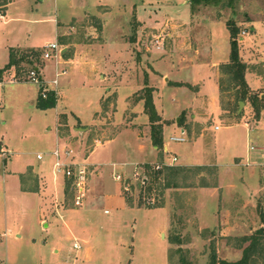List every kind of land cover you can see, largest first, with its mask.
I'll use <instances>...</instances> for the list:
<instances>
[{
	"label": "rangeland",
	"instance_id": "374dc122",
	"mask_svg": "<svg viewBox=\"0 0 264 264\" xmlns=\"http://www.w3.org/2000/svg\"><path fill=\"white\" fill-rule=\"evenodd\" d=\"M94 1L12 0L0 12V69L10 48L58 47L52 58L41 56L39 66L48 81L57 80L43 82L57 88L54 108L37 109L39 85L12 82L14 69L0 84V136L14 160L0 154V264H209L213 255L239 260L242 239L264 225V109L256 117L264 103V0H221L194 9L190 0H111L99 7ZM137 8L149 17L138 21ZM227 21L238 27L246 83L258 96L240 111L222 65L218 84L204 66L229 61ZM185 46L182 62L177 55ZM86 47L93 49L88 55L56 65ZM148 88L168 148L164 156L147 142L140 149L136 140L147 127L150 132L143 99ZM172 136L185 141L171 142ZM57 148L87 165L88 188L77 206L66 178H58L57 190L43 184L42 211L45 203L50 210L44 214L36 197L2 177L10 175L9 166L39 164L52 185ZM173 156L175 165L195 168L193 187L153 192L140 205L139 190L130 189L139 167ZM19 179L22 191L39 190L29 169Z\"/></svg>",
	"mask_w": 264,
	"mask_h": 264
},
{
	"label": "trees",
	"instance_id": "16d2710c",
	"mask_svg": "<svg viewBox=\"0 0 264 264\" xmlns=\"http://www.w3.org/2000/svg\"><path fill=\"white\" fill-rule=\"evenodd\" d=\"M12 0H0V12L5 13L7 5ZM221 0H190V6L194 9L198 5H215ZM233 0H228L232 2ZM226 27L230 34V54L229 61L222 65L223 72L229 76L230 83L233 85L232 89H235V96L237 102H245L246 99L251 101L257 100L258 96L254 95L253 92L247 86L245 81V71L246 64L241 60L239 55V44L237 36L239 34L238 27L232 21L226 22ZM43 51L38 49H20V48H10L8 52V62L0 69V83L2 82V77L4 73H10L12 69L15 71L13 77L14 81L17 82H29L28 76L30 72L35 71L41 82L39 85V90L35 102L37 109L45 111L54 108L57 103L56 94L53 90L46 89L41 78L40 70V57ZM23 76V77H22ZM26 79H25V78ZM179 85V84H178ZM46 89V91H44ZM43 92L45 96L43 97ZM152 90L146 89V94L144 95V109L151 122L150 127V138L151 143L157 150H161L163 146V136H162V125L157 124V113L152 102L151 96ZM260 101H264V98H259ZM261 109H264V103L258 108L257 115ZM139 179L136 185L130 186V189L139 190L138 203L141 205L143 203L142 199L144 196L151 198L150 195L153 192L159 194L166 189L179 187H193V183L189 182L190 176L194 174L195 168L182 167V166H164L160 169H154V165L143 164L140 167ZM201 169V168H197ZM190 175V176H189ZM145 178H147L145 180ZM182 178V183L178 182V179ZM201 187H207L206 184L200 185ZM128 191V190H127ZM125 202L128 206L131 205V199L125 197ZM150 201H145L149 203ZM150 205V204H149ZM242 244L245 245L242 250V256L237 261L228 262L225 260H219L215 255L211 257L209 264H264V225L258 228L253 234L242 239Z\"/></svg>",
	"mask_w": 264,
	"mask_h": 264
},
{
	"label": "crops",
	"instance_id": "0c3cea01",
	"mask_svg": "<svg viewBox=\"0 0 264 264\" xmlns=\"http://www.w3.org/2000/svg\"><path fill=\"white\" fill-rule=\"evenodd\" d=\"M115 1V0H114ZM110 2H113V1H111V0H95L93 3L95 4V6H97V7H99V6H107ZM184 2V4H187V1L186 0H184L183 1ZM87 5V4H86ZM85 5V6H86ZM129 6H133V4L132 3H129ZM87 7V6H86ZM85 7V9L86 10H88V9H90L89 7H87L86 8ZM144 15V16H148L149 17V13H147L146 11H145V9L144 8H137V19H138V21H140L141 20V17ZM141 16V17H140ZM182 33H184L183 31H180L178 34H176V39H177V37H181L182 38ZM169 36H171L170 34H168ZM179 42V41H178ZM177 42V43H178ZM184 46V45H183ZM66 49V48H65ZM65 49H63L62 50V52L65 50ZM189 48L188 47H183L182 48V50H181V52H179V55H177L178 57H179V60H181L182 62H184V60H186V58H185V55H184V53L185 52H187V50H188ZM93 49L92 48H88V47H86V48H76V50L74 51V53H73V57H70V58H68V60H65V61H63V62H60V61H57L56 62V65L57 66H59V65H63L64 63H68L69 61H71V60H74L75 59V57H77L78 56V54H82V55H88L89 54V52L88 51H92ZM194 52H196V49H195V51ZM181 53V54H180ZM197 53H198V51H197ZM93 63V62H92ZM228 63V62H227ZM223 64H226L225 62H221V61H213V62H211L210 64H205L204 66H207V68H209L210 70H212V73H213V76H214V78H215V80H216V82H217V84H218V76H217V70H218V68H219V66L220 65H223ZM44 68L45 67H43L42 69H41V78H42V80H43V82H45L46 84H48L49 85V83L50 82H53V81H48L47 79H46V76H45V74H44ZM204 68V67H203ZM2 69V68H1ZM100 76H101V78H103V75L102 74H100ZM245 81H247L246 80V73H245ZM12 82H14V81H12ZM175 82H182V83H186V82H184V81H180V80H177V81H175ZM1 84V83H0ZM188 84V83H187ZM54 85V84H53ZM57 85V84H56ZM52 88V87H51ZM218 88H219V86H218ZM54 89H56L57 90V88L56 87H53L52 88V90L54 91ZM251 90V89H250ZM251 91H253V90H251ZM263 97V95L261 96V98ZM37 98V97H36ZM102 98V97H101ZM100 98V99H101ZM70 114H72V115H74L76 118H79L78 117V115L76 116L75 115V113H73V112H69ZM80 119V118H79ZM0 138H1V141H0V147L6 152V153H8V154H10L11 155V158H12V156H13V154L11 153L12 151H11V148H10V145L5 141V139H4V136L3 135H1L0 136ZM136 140L138 141V147L140 148V149H143V143L144 142H147L149 145H150V148H151V150H157L156 149V147H154L153 145H152V143H151V138H150V132H149V128L147 127L146 128V131H144L143 132V134L141 135L140 133H138V134H136ZM163 145H164V143H163ZM166 148H167V146L166 145H164ZM168 149V148H167ZM157 151H159L161 154H162V156H164V154L161 152V150H157ZM38 160V159H37ZM13 158H12V161H11V163H13ZM40 161V160H39ZM138 162H143V161H138ZM10 163V164H11ZM135 163H137V161L135 162ZM9 164V165H10ZM14 164H15V162H14ZM18 164V163H17ZM52 165V164H51ZM44 165H36L35 167L33 166V165H31V164H24V166H23V168L22 169H13V168H11L10 166H9V168H8V170H9V172H10V175H4L2 178H3V180L4 179H9V178H11V179H15L16 180V182H17V188H18V191L21 193V194H32L34 197H36L37 198V200H38V203H39V209L41 210V212L42 213H48L50 210H48V208H46V203L44 204V206H45V210L46 211H42L43 209H42V207H41V202L43 201V199H44V197H45V195L46 194H44V188H43V184H46V186H47V190L49 191V190H51V189H54V190H57L58 189V185H59V177H55L54 176V174H53V172H52V166H51V173H52V185H50L48 182H47V179H46V177H45V169H44ZM30 170L33 174H35V176H36V179L38 180V184H39V190L36 192V191H32V192H25V191H22L21 190V186H20V179H19V174H21V173H23V172H25L26 170ZM123 198V197H122ZM122 201H123V203L125 204V200H124V198L122 199ZM127 205V204H126ZM41 207V208H40ZM48 210V211H47ZM52 211V210H51Z\"/></svg>",
	"mask_w": 264,
	"mask_h": 264
},
{
	"label": "built area",
	"instance_id": "2783aa9c",
	"mask_svg": "<svg viewBox=\"0 0 264 264\" xmlns=\"http://www.w3.org/2000/svg\"><path fill=\"white\" fill-rule=\"evenodd\" d=\"M57 49H58V47L56 44L51 43V44L46 45L44 48L42 57L45 59L52 58L50 52L55 51ZM36 70L37 69H35V71ZM35 71L30 72L28 79L30 82L40 85L41 82H40L38 75ZM58 75L59 74H57V76ZM12 81H14V80H12ZM53 84L56 85L57 80H54ZM44 91H46V89ZM44 96H45V94L43 92V97ZM169 139L171 142H177V143H181V142L185 141V138L182 136L181 137L172 136ZM252 149H254V148L251 147V150ZM161 152L163 154H167L168 149L163 145L161 148ZM0 154L3 156L6 155V152L1 147H0ZM64 154H65V157H63V155L60 154L58 148L52 152V156L54 157L52 172L56 178L60 176V177L66 178L70 182L72 190L74 192L75 205L80 206L84 200V195H85V192L88 188L87 165L73 161V159L69 157L70 156L69 152H65ZM37 159L42 160V156L37 155ZM177 162H178L177 157L173 156L170 159V162H168V163L159 162V163H155L152 165H154V169L157 170V169H160L164 166H174ZM114 178L118 181L122 180V176L118 175V174L115 175ZM137 178H139V172H138ZM73 248L74 249H80V245L78 243H73Z\"/></svg>",
	"mask_w": 264,
	"mask_h": 264
},
{
	"label": "water",
	"instance_id": "95a60500",
	"mask_svg": "<svg viewBox=\"0 0 264 264\" xmlns=\"http://www.w3.org/2000/svg\"><path fill=\"white\" fill-rule=\"evenodd\" d=\"M243 105H244V102L240 101L239 102V111L242 109Z\"/></svg>",
	"mask_w": 264,
	"mask_h": 264
}]
</instances>
